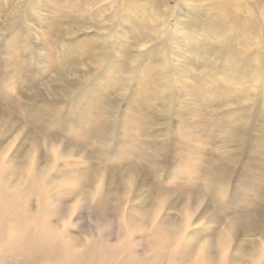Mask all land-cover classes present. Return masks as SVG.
Segmentation results:
<instances>
[{
  "label": "bare ground",
  "instance_id": "6f19581e",
  "mask_svg": "<svg viewBox=\"0 0 264 264\" xmlns=\"http://www.w3.org/2000/svg\"><path fill=\"white\" fill-rule=\"evenodd\" d=\"M105 1H52L47 6L57 12L49 26L66 39L43 35L50 40L43 48L51 52L47 55L54 64L58 86L64 90L74 87L80 103V97L93 98L91 121L57 99L46 102L26 96L27 102H22L0 94V264H264L263 246L257 251L264 244V33L260 32L261 26L264 29V0H252L254 8L244 0H211L212 11L204 25L206 40L197 43L194 52L190 50L194 43L186 47L178 43L180 27L184 28L180 15L188 0H172L171 6L169 0H144L140 6H134L133 0ZM39 2L15 4L5 18L13 32L7 40L5 36L0 39V53L14 52L11 60L0 62V79L3 66L13 62L29 90L35 80L28 78L17 58L25 52L35 64L46 59L32 51L38 45L31 42L27 25L29 21L40 23ZM98 2L103 3L98 6ZM239 10L242 15H236ZM7 11L0 6L1 13ZM150 19L156 23L150 24ZM187 20L192 25L199 18L191 14ZM75 30L79 38L69 37ZM190 63L199 69H188ZM214 68L222 70L220 76ZM134 80L135 88L130 86ZM124 89L148 102L162 97L169 100L166 117L170 122L176 118L187 127L186 133L173 124L159 131L148 128V134L158 132L162 138L145 140L142 147L139 139L141 153L127 151L124 136L115 140L119 121L113 112L118 100L113 104L112 98L115 90ZM100 100L110 103L104 111ZM232 104L236 107L223 112ZM200 107H207L209 116L220 121L217 131L223 132L226 148L232 147L226 155L212 158L208 151L187 142L193 134L183 113L187 109L191 116L197 115ZM89 121L91 130L71 128ZM127 123L123 127L129 131L133 123ZM253 130L258 134L251 143ZM12 132L16 134L9 139ZM177 134L183 137L177 138ZM19 136V145L7 157ZM114 142L117 144L109 153ZM260 152L263 160L257 163ZM240 154L249 161L235 158ZM72 156H86V161L95 158L100 165L80 160L86 163L80 173H68L72 164L67 165L68 170L57 167L60 160ZM110 160L119 163L120 169L116 165L109 170ZM172 162L177 164L169 166ZM201 162L208 166L204 169ZM164 169L169 175L161 179ZM238 169L242 175L233 185ZM203 172L204 183L197 182ZM133 188L143 193L137 201L134 196L129 200ZM64 197L73 202L66 217L59 210L60 203L67 204ZM83 202L91 205L94 227L100 211L121 212L123 219L144 224L153 230L151 237L157 233L163 240L151 242L145 255L133 248L134 243L111 241L110 234L97 233L94 228L87 229L84 237L75 230L79 227L76 208ZM199 221L211 226L187 230ZM255 233L260 242L243 238ZM189 251L192 257L185 260Z\"/></svg>",
  "mask_w": 264,
  "mask_h": 264
},
{
  "label": "rangeland",
  "instance_id": "374dc122",
  "mask_svg": "<svg viewBox=\"0 0 264 264\" xmlns=\"http://www.w3.org/2000/svg\"><path fill=\"white\" fill-rule=\"evenodd\" d=\"M19 1H21V0H0V6H2L5 10H9L6 13L4 12L5 14L0 12V36L2 35L0 38L1 40L4 36H5V39L7 40L9 38L10 33L13 32L7 28L8 23H7L6 19H8V18L6 15H9L8 13H10V11L13 10L15 4L18 5ZM37 1H40L39 7H41L39 10H36L37 15L40 17V23H38V22L35 23L34 21H29L27 23V25L31 29V37H30L31 42L33 41V43L35 45H38L35 47L32 46L33 47L32 51L36 52L38 55H41V56L45 55L44 57H46V59L44 62H42L43 60H41V62L39 61L38 64H35V60L34 59L29 60L27 58L28 55L25 52H23V54H21L19 56V58H17V59H19V61L22 62L21 65L26 68L25 71L27 73L26 75L28 76V78L30 77V78L35 80V82H34L35 86H34V88H32L30 90H29V86L25 87L27 82H25L22 79L21 74L17 73L18 67H16L15 64H13V62L10 63V65L3 66L4 72H3V77L0 79V94L11 96L16 101H22V102H27L24 99L26 96H28L27 98L30 97L29 100H31L33 98H35V99L37 98L36 100H38V101L44 100L46 102L48 100L57 99V100L61 101L60 105H63V106L70 105L71 106L70 108L74 109L73 112H75L78 115L84 114L91 121V118H93L94 113H95L94 110H89V107L91 106V104L94 101L93 98H91V96H85L82 99V97H80V95H79L80 100H81V103H80L79 99L75 95V91H74L75 88L74 87H69L67 90H64L63 88L59 87L58 84L56 83V77H55V72H54L55 67L47 55V52H49V53H51V52L49 50H46L45 48H43V44L46 42L49 43L50 40L48 41V38L46 40V38L43 35L50 34L51 38H58L60 41L65 40L66 37H63V35L61 33H57V32L54 33L53 26H49V25H51L50 23L53 20V18L56 16L55 13L57 11H56V9L49 7V5L47 6V4L52 5L53 4L52 1H54V0H37ZM141 1L144 2V0H133V3L136 4L134 6H140L139 3H141ZM171 1L169 0L167 2V4L169 3L168 5H170V6L173 5V1L172 2ZM234 1H237V2L240 1L241 2L242 0H234ZM45 2H48V3H46L45 6H42V4L44 5ZM187 2L189 3V5H187V7H185L182 11L184 15H180V19H182L184 21V26H183L184 28L180 27L181 32H179L180 34H178L180 36L178 43H180L182 45V47H186V46L190 45L191 43H194L190 46L191 52L192 51L194 52L193 48L195 46L199 45L197 43H201L204 40H206L205 35H204V31H205L204 29L206 27L204 25H206L207 16L212 11L211 10L212 2H211V0H188ZM244 2L248 6L250 4V7L254 8V4H253L252 0H244ZM102 3L103 2H98V6H100ZM5 4H7V5H5ZM232 5H233V2H232ZM147 7H149L148 4H147ZM179 7H180V5L175 7L176 11L179 10ZM191 14L195 15L196 17L199 18V20H197V23L192 24V25L187 20V19H189ZM240 14H241V11L240 10L237 11L236 15H240ZM140 17H145V14L140 13ZM48 20H50V21H48ZM64 21H65V19L60 21V22H63L62 25L65 24ZM148 22L150 24H155L156 20L150 19V20H148ZM262 22H263V20H261V25H262ZM260 32L264 33V29L262 26H261ZM78 33L79 32L75 30L74 34L70 35L69 37L74 36L75 38H79V36H77ZM47 47H48V45H47ZM199 47H200V49L204 48L203 46H201V44ZM11 51H13V50H6L4 52H1L0 53V62L4 61L6 63V61L11 60L10 57L14 53V52H12L11 54H9V52H11ZM191 56L193 58V55H191ZM194 56L196 57V59L199 62L200 61V58H199L200 54H197ZM54 57H55V61H57V58H56L57 55L55 53H54ZM209 59L211 60L212 56L211 57L209 56ZM46 61H48V62L46 63ZM215 64L218 66L219 63L215 62ZM191 65L192 64L190 63L188 69L190 68L192 71L193 70L196 71L199 69L197 66H196L197 69H195ZM0 68H2V66H0ZM213 70H216V69L214 68ZM221 72H222V70L217 69L214 73L217 76H220ZM71 75H74V74H71ZM71 75L69 76L68 79L72 78ZM130 86H133V88L136 87L135 80L130 81ZM117 87L119 89H122L123 85H117ZM123 91H125L124 95L122 94ZM115 92H116V93H114L115 96L112 94V98L114 99L113 104L116 102V100H118V102L115 103V104H117V109L113 112V116H114V114H116L117 119L119 121V125H118L117 131H116V137H115L116 139L115 140L117 141L119 138H122L124 136V138H125V146L124 147L127 148V151L129 150L130 152H134L136 150V152L141 153V150H140L141 148H140V146H138L140 141H141V147H142V145H143L142 142L145 140L151 139L154 141V139H155L158 141L159 139L162 138V136L158 132L155 134H152V133L148 134L146 131H149V129H151V128L153 129V131L154 130L159 131L160 129H163V127H165L167 125L171 126V124H173L174 127L177 126L176 127L177 129H181L183 133H186L184 131L187 127H184L183 124H179V122L176 118L174 119V117H173L172 121L170 122L169 121L170 118L166 117L167 105H169V100H166L164 97H162L161 99H157V100L152 99L148 102V100L138 99L137 96L132 94L130 90L126 91L124 89L121 92H119V91L117 92V90H115ZM72 102H74V103H72ZM100 103H101L100 107L103 109L102 111L106 110L107 106L110 104V103H107L105 105L103 100H100ZM171 103H172V100H170V104ZM181 104H182V106L185 105V107H187V105H186L187 102H184V103L182 102ZM189 104L194 105L193 103H189ZM172 106H174V105H172ZM233 107L235 108L236 105L232 104L230 108L223 109V112H225V111L227 112L229 109H231ZM199 110L201 111L200 113L197 112V115L195 114L192 116H191L190 112L187 111V109L183 113L184 118H186L190 123L188 126H190L192 128L191 134H193V137L191 139H189V141H187V142L190 143L191 145L195 146V147H198L199 149H204V152L208 151L211 154V156L213 155L212 158L214 156L220 155V154L226 155L229 152V150H231L232 147L227 146V148H226V146H225L226 143L224 141L223 132L217 131L219 124H220V121L219 120L217 121L216 118L209 116L211 114H210V111L209 112L207 111L208 110L207 107H203V109L200 107ZM216 110L219 112L221 111L220 108H218ZM62 114L65 115L66 112H64ZM123 120L126 123H127V121H128V123L129 122L131 124L133 123V125H132L133 128H130L129 131H126L127 129H125L123 127V125L126 123ZM90 121L87 122L86 125L81 124V122L76 123V125L71 126V128H72V130H74V131L77 130L78 132H83L84 129H87V128H88L87 130H91ZM195 122H197L196 125H194ZM120 123L122 125H120ZM134 123H137V125H135ZM10 125L14 126V123L11 122ZM137 126H138V128H137ZM139 128H140V130H139ZM10 129H13V127H10ZM142 131H143V136L140 135V132H142ZM210 131H213L214 133L213 132L211 133ZM209 132L211 133L210 135L208 134ZM1 134H2V132H0V137L2 136ZM15 134H16L15 132L10 133L8 138L11 139ZM212 134H214V135H212ZM257 134L258 133L255 130H253L250 133V136L252 138L250 141L251 143L256 142L255 138H256ZM176 136H177V138L183 137L182 134H180V135L177 134ZM20 137L21 136H19V138L13 144L14 146L12 145V148L8 152L12 151V149L15 146H17V144L19 145V142L21 141ZM135 138L138 141H135ZM139 139H140V141H139ZM183 140L185 141L186 139L183 138ZM115 144H117V143L116 142L112 143V145H114V146L111 148L109 153H112V151L115 148ZM77 146H79V145H77ZM145 147H146V152L148 153V149H147L148 146H145ZM228 148H230V149H228ZM118 153H119V151L117 152V154ZM258 154H261V155L258 156L259 159L258 158L256 159L257 163H259L262 159V152H260ZM10 156H11V152H10V154L7 155V157H10ZM126 156H127V154H126ZM85 157L86 156L68 157L66 159L60 160L59 163H57V167L58 168L61 167V168H64L65 170H68L67 165L72 164L70 167L72 171H68V173H72L73 171H75L76 173H80L85 168L84 165L86 163L82 162L83 160L86 161L87 157L86 158ZM130 157L133 158L132 155ZM235 158H238L240 161H244L245 163L249 161L247 159L246 155H244V154H240L238 156H235ZM133 159L136 160L135 157ZM80 160H82V161H80ZM89 161H94V163H93L94 167H97L100 165L97 163L95 158L88 160L86 162H89ZM137 161H139V160H137ZM256 161H254L253 163H256ZM110 162L113 163L112 164L113 166L109 165V167H107L109 170L115 169L116 165H117V168L120 169V165H118L119 163H115L114 160H110L109 163ZM202 162H201V166H204V169H205V167H207L208 164L204 163V165H203ZM121 164H122V167H124L123 166L124 163L121 162ZM176 164L177 163L172 162L169 166L176 165ZM193 165H195V163ZM72 167H76V168H72ZM109 170H107V173H109ZM239 171H240V169L235 171V173L233 175V178H232V184L233 185L238 183L237 176L240 177L242 175L239 173ZM168 175H169V171L164 169L163 175L160 176V178L166 179ZM125 178L128 179V175H125ZM175 180L183 183L182 179L176 178ZM102 181L109 183L108 179H107V181H106V179H103ZM197 182L204 183V172H203V174L198 176ZM123 189L124 188L122 187L120 190H122V192H123ZM133 196L136 197V200H134V201H137V200H139V198H142L143 193L140 191L137 192L136 189L133 188V192H131V194H129V200H133ZM64 198H66V197H64ZM65 200H68L67 204L65 201L63 203L59 204V206L61 207V208H59V210L61 212H63L62 216H64V217H66L67 213L71 210L72 203H73L70 201V198L69 199L66 198ZM131 204H133V202H130V205ZM51 205L58 207L56 205V201H51ZM240 210L241 209H238V211H240ZM77 211H78V213H77ZM76 213H77V215H79L78 219L76 220L79 223V227H75V230L77 232H79L80 234H82L84 237L87 236V234H86L87 229L94 228L97 233L103 232L104 234H110L109 238L111 241L117 242L118 240H124V242H126V243H129V241H130V244L134 243L133 248L136 249L138 253H143L145 255H146V253L149 252L151 242L155 241L156 243H158V241L163 240V239H158L157 233H155L154 236L151 237V233H153V230H149V229L147 230V228L145 227L144 224L142 225L138 221H132V220H131L132 223H130L127 220L123 219L121 217V212L114 213V212H108L105 210L100 211L99 215L101 217L100 216L97 217L98 226H95V227H94L93 220L90 217L91 216V205L88 202H83L82 205L79 204V207L76 208ZM92 213L93 214L95 213V209H92ZM172 213H174L173 215L177 214L175 211H172ZM151 214L152 213H150V215ZM203 222L204 221H199L197 225H194V227H192L193 226L192 225L189 228H187V230L191 231V229H193V228L196 230H200L203 226H206V228L211 226V225L208 226V224H204ZM127 233H130V234H127ZM243 238L247 239V240H251V241L255 240L257 242H260V236L258 233H255L254 235H252V237L250 236V237H243ZM231 240L234 243V240L232 238H231ZM262 246L264 248V244H263V245L257 247V251L261 250ZM192 254L193 253H191L190 251L187 252L184 259L189 260L192 257Z\"/></svg>",
  "mask_w": 264,
  "mask_h": 264
}]
</instances>
